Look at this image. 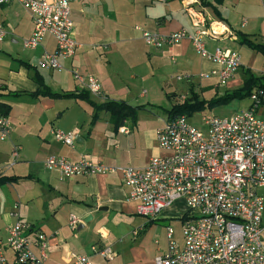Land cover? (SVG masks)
<instances>
[{
	"label": "crops",
	"instance_id": "0c3cea01",
	"mask_svg": "<svg viewBox=\"0 0 264 264\" xmlns=\"http://www.w3.org/2000/svg\"><path fill=\"white\" fill-rule=\"evenodd\" d=\"M78 1L72 6V20L74 22L73 18H76L78 21V29L74 22V38L79 47L73 58L62 61L63 70L53 71L39 66L44 53H53L56 49V41L52 37L44 39L35 50L37 53L32 51L35 56L19 58L16 69L13 63L0 58V86L5 89L0 90V95H3L0 102L11 106L9 120L12 125L10 137L0 140L1 175L32 178L0 186V233L7 236L8 229L19 218L31 227L25 232L32 241L35 234H45L48 246L44 264H69L71 253L90 256L93 264H154L156 257L166 253L167 246L154 241L156 221L149 224L147 219L137 215L136 203L129 199V189L124 185L121 174L65 179L58 171L49 170L45 165L48 157L62 156L72 162L88 157L107 166L145 168L153 158L148 148L152 135L142 127L145 120L138 118L136 125L126 123L115 130L110 115L102 112L91 127L93 108L84 101L34 99L28 94L8 96L7 93L37 90L33 71L22 64L26 63L38 68L53 91L79 90L72 74L77 70L101 83L103 96L91 95L92 101L102 104L107 99L121 100L131 105L126 99H130L132 87L114 72L113 60L124 62L144 57L161 61L168 56L172 61L179 59V68L190 71L186 74L191 76L188 80L190 90L198 93L194 87L197 79L206 83L202 86L203 92L221 96L224 93L217 76L201 77L219 70V64L201 59L199 71L194 73L196 66L189 58L193 50L189 41L162 51H152L142 47L141 42L147 46L142 34L144 31L170 34L182 28L195 32L198 30L195 26L197 21L206 25L214 21L222 23L230 34L209 41L208 48L210 51L217 47L228 48L240 54L241 67L225 86V92L233 91L243 86L247 71L256 77L264 76L261 55L240 44L237 36L241 33L254 43L264 44V0H207L210 7L202 6L199 0ZM213 8L217 9L220 17ZM240 14L242 17L239 19ZM0 26L6 31L4 40L0 42L2 46H7V40L11 44H17L18 39L24 41L33 32L31 17L17 3L0 7ZM111 28L120 33L110 34ZM130 30L137 32L138 36L130 37ZM246 50H251V55ZM249 106L250 100L247 99V104L241 106L239 112ZM258 116L264 120V107L258 110ZM121 128H125L126 133H121ZM54 129L65 133L79 130L80 137L71 147L54 138ZM16 147L19 152L14 159L12 152ZM170 210H165V213ZM72 217L79 222L77 229L70 226ZM93 246L111 247L115 252L114 260L106 261L94 255ZM32 252L41 258L38 247H32Z\"/></svg>",
	"mask_w": 264,
	"mask_h": 264
},
{
	"label": "built area",
	"instance_id": "2783aa9c",
	"mask_svg": "<svg viewBox=\"0 0 264 264\" xmlns=\"http://www.w3.org/2000/svg\"><path fill=\"white\" fill-rule=\"evenodd\" d=\"M76 1L0 0V7L17 3L31 17L33 32L23 41L25 49L35 51L46 37L55 39V51L44 53L39 66L60 71L62 61L73 58L79 47L72 20ZM195 26V32L185 28L170 34L144 31L142 39L156 50L189 41L202 59L221 66L201 77L217 76L219 85H228L241 67V56L228 48L210 51L208 42L230 34L229 30L217 21L209 25L197 21ZM5 36L6 31L0 26V42ZM262 39L264 43V30ZM72 74L80 90L94 97L103 96L97 78L77 70ZM190 79L189 75L178 77L179 81ZM249 100L247 110L229 117H202V128L187 117L168 121L156 132L158 147L164 154L151 158L145 168L107 166L88 157L72 162L62 156L48 157L45 165L65 179L121 174L129 199L136 203L137 215L147 220L157 219L182 201L188 210L181 218L183 243H178L174 230L168 228L167 251L156 257L154 264H264V120L258 116V110L264 107V89L255 91ZM126 131L120 129L121 133ZM11 132L9 118L0 115V140L8 139ZM52 135L72 147L80 131L65 133L54 129ZM18 152L14 148V159ZM12 215L18 218L16 213ZM78 224L72 217L70 226L77 229ZM28 230L31 227L18 218L7 236L0 233V264H44L48 237L38 233L32 241L26 236ZM32 247L39 248L41 258L34 255ZM91 250L106 261L115 258L111 247L93 246ZM69 264L93 262L90 256L71 253Z\"/></svg>",
	"mask_w": 264,
	"mask_h": 264
},
{
	"label": "rangeland",
	"instance_id": "374dc122",
	"mask_svg": "<svg viewBox=\"0 0 264 264\" xmlns=\"http://www.w3.org/2000/svg\"><path fill=\"white\" fill-rule=\"evenodd\" d=\"M79 1L77 3H80ZM236 13L238 14V12ZM241 17V14L240 16L238 15L239 19ZM73 19L78 29V21L76 18ZM111 30L112 31L110 32V34H115L116 31L120 33L119 30H114L113 28H111ZM128 35L130 37H136L138 36V33L134 30H130V33ZM6 44L7 46L0 45V58L13 63L14 69L18 68L19 58L26 59L27 57L35 56L37 53L36 51L35 53L25 49L22 39H18L17 44H11V41L7 40ZM218 44L219 46L223 45L221 43ZM141 45L144 49L152 51L154 49L148 45L144 46L142 42ZM246 51L251 55V50ZM102 57L104 58V55ZM259 57L261 60H264L262 56ZM189 58L194 62L196 66L194 73H197L199 71L198 66L202 58L194 49L189 53ZM242 58L244 59L245 56L242 55ZM247 60H249V58H247ZM178 62L179 59H177L176 61H172V59L168 56H164L161 61H151L148 58L144 57H138L136 60L130 59V61L128 60L124 62L122 60L119 62L116 59L113 60L114 72L121 78L124 83L130 84L132 87L130 99H126V101H128L134 107H144V109L139 111L138 118L142 121L145 120L142 123L143 130H147V133L149 135H152V143L148 147L153 154L152 157L161 156L164 154L163 150L158 147L155 134L158 129L164 127L168 122L166 111L172 109L174 105L179 104L190 97L189 81L178 80V77H182L186 75L187 72L190 73V71H185L179 68ZM194 84V87H196L195 89H197L202 99L210 100L214 96L213 92H203L202 86L206 83H201L196 79ZM220 89L223 93H225V86H221ZM144 92L146 93L144 94ZM246 104L247 100H244L243 102L236 101L228 106L214 109L213 111L205 110L203 112L196 113L192 118L189 119V121L196 127L202 128V117L210 115L229 117L232 114L239 112L241 106H245ZM156 151H158V153H156ZM187 211L188 210L185 204H183L182 201H178L171 207V210L169 212L165 213L164 211L162 214H160L158 218L155 219L156 227L154 231V241H157L161 246L163 244H166L167 246V229L172 228L175 232V240L178 243L182 244L183 238L181 218Z\"/></svg>",
	"mask_w": 264,
	"mask_h": 264
},
{
	"label": "trees",
	"instance_id": "16d2710c",
	"mask_svg": "<svg viewBox=\"0 0 264 264\" xmlns=\"http://www.w3.org/2000/svg\"><path fill=\"white\" fill-rule=\"evenodd\" d=\"M201 5L204 7H210V3L207 0H199ZM221 2V0H218ZM215 14L220 17L216 8H213ZM238 41L240 44L247 46L249 49L257 52L264 58V44L254 43L246 35L237 33ZM24 64L29 70L34 73V80L38 85L35 92L32 93H16L9 92L8 96H19L20 94H28L34 99L49 98L52 100H63V99H74L81 100L89 104L93 108L91 127H93L100 118L102 112L108 113L111 118V122L115 130L119 129L121 126L126 125V123H131L136 125L138 122V113L140 110L144 109L143 106H131L125 101L121 100H111L107 99L102 104H98L91 99V94L85 90H77L75 92H56L53 91L45 82L44 77L39 72L36 66H32L26 63ZM245 81L242 87L225 92L221 96H214L210 100L202 99L200 95L193 90H190V97L183 102L176 104L172 109L166 111L168 116V121L175 120L179 117L192 118L196 113L203 112L205 110L213 111L219 107H225L233 102H242L251 97V95L259 90L264 89V76L256 77L250 71L246 72ZM0 90H5L3 86H0ZM5 95V96H7ZM3 96V95H0ZM11 111V106L0 102V115L9 118ZM21 179H32L31 177H7L0 175V186L4 184L17 183ZM149 224L154 223L156 220H148Z\"/></svg>",
	"mask_w": 264,
	"mask_h": 264
}]
</instances>
